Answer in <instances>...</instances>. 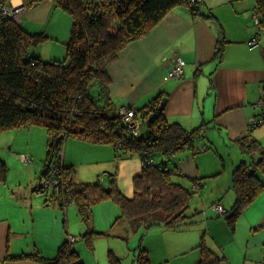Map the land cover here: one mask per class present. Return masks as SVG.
Instances as JSON below:
<instances>
[{
  "label": "crops",
  "instance_id": "0c3cea01",
  "mask_svg": "<svg viewBox=\"0 0 264 264\" xmlns=\"http://www.w3.org/2000/svg\"><path fill=\"white\" fill-rule=\"evenodd\" d=\"M229 1L232 3L227 0H203L217 20L192 16L184 5L173 7L143 36L129 43L110 65L108 91L115 100L112 104L114 109H140L153 97L165 96L163 115L168 122L177 123L187 131L202 125L201 138L195 141V146L208 143L210 148L199 152L188 149L173 153L169 155L171 164L178 170V177L182 178L178 179L185 187L191 186L192 179L199 183L193 198L195 201L200 199L198 204L204 211L201 214L206 220L205 227L212 225L215 235L212 238L224 251L222 259L228 258L229 264H242L243 255L246 264L247 261L248 264H264V191L244 209L232 227L223 220L207 219L216 215L210 208L213 203L222 204L227 209L234 201L231 172L245 158L240 150H236L231 163L228 162L218 141L237 146L235 139L247 132L249 120L261 111L259 87L264 81V38L251 25L248 6L237 8L234 0ZM21 2L10 0L13 5ZM53 9L52 5H46L49 14ZM205 10L204 6L201 11ZM28 12L27 8L22 15ZM233 15L237 22L233 20ZM254 35H257V43L250 46L249 40ZM218 38L227 40L219 57L215 56ZM176 57L185 62L183 74L179 78H167V69ZM251 132L264 147V122ZM133 157L139 163H132ZM3 158L0 156L1 160ZM63 158L66 166L73 168L77 182L95 181L102 172L106 173L105 179L115 174L119 190L128 197L132 196V182L123 189L116 177L119 173L133 177L140 172L141 160L136 154L116 160L111 144L73 137L64 143ZM15 160L19 177L9 171L5 180H0V264H43L32 259L10 260L6 256L37 250L44 257H53L60 243L69 235L79 237L74 247H77L75 249L84 264H110L109 253L120 261L129 255L131 240L139 233L123 234L125 240L94 236L92 246L87 247L80 238L84 227L75 205L69 204L61 209L56 204H45V197L51 192H33L37 183L36 168L27 163L24 169H18V158ZM120 168L123 170L120 171ZM208 178L212 180H209L212 182L208 188L209 198L204 185ZM91 213L93 228L105 231L120 211L111 200H103L91 208ZM202 228L199 223L180 231L154 226L145 232L140 243L148 251L151 264L167 261L175 264L179 256H182L181 262L186 263L191 259L187 257L191 245L199 243L198 233H202L203 239L205 237ZM219 231L223 236L220 238L224 239L222 242L216 238ZM112 232L122 235L125 227L117 224ZM249 246H260V255L247 259L245 254Z\"/></svg>",
  "mask_w": 264,
  "mask_h": 264
},
{
  "label": "trees",
  "instance_id": "16d2710c",
  "mask_svg": "<svg viewBox=\"0 0 264 264\" xmlns=\"http://www.w3.org/2000/svg\"><path fill=\"white\" fill-rule=\"evenodd\" d=\"M22 1L29 8L46 0ZM48 1L52 2L53 7L68 12L72 19L65 45L66 57L62 61H47L34 56L31 50L47 36L40 32L28 33L22 29V21L17 23L0 14V132L31 124L45 126L50 138L39 177L48 162L55 159L60 173L69 182L67 193L49 190L51 193L45 197V204H56L61 209L69 204L75 205L84 227L80 238L87 247L92 246L94 236L125 240L123 234L139 233L142 239L145 232L154 226L180 231L193 225L196 222L192 217L198 212L195 208L194 212L187 211L199 183L192 179L191 186L185 187L181 180L175 181L173 176H178L179 172L171 164L169 155L188 149L195 152L209 149L208 143L195 146V141L201 138L202 125L187 131L177 123L168 122L163 111H158L161 96H155L142 108L136 109L148 127L147 133L133 136L119 125L117 109L113 108L110 98L107 105H112L111 115L97 104L90 89L93 81H96L108 93L110 65L129 43L143 36L173 7L184 5L192 16L217 18L203 0ZM254 3L251 17L258 27L264 29V0H255ZM2 4L10 5V2L0 0ZM203 6L206 7L205 11H201ZM226 42L225 38H218L215 56L219 57ZM259 105L261 111L249 120L247 132L234 141L245 155L231 172L234 201L227 209L222 204L213 203L225 208L222 215L215 213L216 216H223L230 227L264 191V147L251 132L264 122V81ZM155 112L157 116L147 121ZM73 137L111 144L116 160L136 154L141 160V169L132 177V196L128 197L119 190L115 174L108 176L107 185L102 183V179L77 182L73 168L66 166L62 155L65 141ZM6 173L7 166L0 160L1 181L5 180ZM103 200L115 203L120 213L108 230L96 231L91 208ZM117 224L125 227L122 235L112 232ZM77 239L79 237L69 235L60 243L53 257H44L37 250L8 254L6 257L10 260L32 259L43 264H84L74 247ZM203 240L202 236L197 245L199 257L192 264H218L221 257L207 248ZM134 257L137 264H151L148 251L140 242ZM108 261L110 264H120L112 253L108 254Z\"/></svg>",
  "mask_w": 264,
  "mask_h": 264
},
{
  "label": "rangeland",
  "instance_id": "374dc122",
  "mask_svg": "<svg viewBox=\"0 0 264 264\" xmlns=\"http://www.w3.org/2000/svg\"><path fill=\"white\" fill-rule=\"evenodd\" d=\"M227 1L229 4L232 3L229 0ZM214 2L215 1H213L212 4H214ZM254 2L255 0H234V5L237 8H240L241 6H244V5L248 6L249 13H250L249 21L251 22V25L254 27V30L260 33L261 37L264 38V29H262L260 26L258 27V25L256 24V21H254V19L251 17L252 10L254 8ZM19 4H22L24 6L23 1ZM46 5H52V2L46 0V1L40 2L38 4H35L29 7L28 8L29 12L27 14L22 15L23 22L21 24V27L24 31L28 33H39L40 32L47 36L45 40L41 41L37 46H35L31 50V53L34 56L39 57L42 60H47V61L48 60L49 61H54V60L62 61L66 57L65 45L69 39L72 19L68 12H66L63 9L57 8V7H54L53 11L49 14L48 13L49 11L47 12L46 10ZM22 8H24V10H27V7L25 6ZM202 9H204V6L202 7ZM233 20L237 22V19L235 18L234 15H233ZM260 87L259 89H261ZM90 92L95 98L97 104L104 107V112L111 115L112 105L111 106L107 105L108 98H110L111 104H113L115 100L112 99V97L109 94V91L108 93H106L105 88L99 82L93 81ZM147 130H148V127L146 123L144 122L141 125L142 136L147 133ZM49 138H50V135L47 129L45 128V126L38 125V124H31L27 126H17L12 129L0 132V156H2V158L3 156H5L6 158V159L3 158L4 160L2 161H4L7 166V173H9L10 171L11 174L16 173V177H19L17 174V169L15 167L16 160L14 161V159L18 158V161H19L18 169L19 168L24 169L26 164L20 159V155L23 154L28 157L27 163L29 164V166H31L32 168L33 167L36 168V171H35V181H36L39 170L42 165V160L44 159L45 153L47 151V144H48ZM218 144H220V150L227 156L228 162L231 163L232 157L235 156V151L236 150L239 151L238 147L229 146L228 142H224L223 140L218 141ZM255 156H258V155L255 154ZM34 158H36V162L34 161L35 160ZM237 160L235 161V164L237 163ZM33 161H34V165L31 164ZM166 162L168 164V161ZM132 163L137 164L139 163V161L136 157H133ZM105 170L110 171V169H108L107 167H105ZM122 170L123 168H120V171ZM103 178H104V173L102 172L99 178L97 179H99L100 181L101 179L103 180ZM117 178H118L120 186H122L123 189L126 188L127 184L129 183L131 184L132 182L131 176H128V177L126 175L121 176L120 173L116 177V179ZM173 178L175 181L179 182L178 176H173ZM211 178L205 179V181L207 182L204 183L206 187V195L208 198H209L208 188L212 185ZM212 179H215V178H212ZM30 180L32 181V179ZM107 181L108 179L106 178L104 180L105 185H107L108 183ZM181 183L183 184L182 181ZM190 201H191L190 206L187 212L188 213L194 212V208L198 212V214L197 215L194 214L192 218L196 223H199L200 225H202L203 228L201 229V231L203 229L205 231V237L203 240L204 244L206 245L207 248H209L210 250L218 254L222 259L224 251L221 249V245H219L215 241V239L212 238L215 236L211 228L212 225L208 224V227L207 228L205 227L206 220H205V217H203L201 214L202 207L201 205L198 204V203H201L200 199H197L195 201V199L192 197ZM207 211H210V210L207 209ZM209 213L213 214L211 211ZM207 219L214 220V221H217V220L225 221L223 216H216V215L210 216V217L208 216ZM210 232L212 233V235ZM198 235H199L198 242L200 243L201 241L200 238H201L202 233H198ZM220 237H223V236H222V233L219 231L218 234L216 235V238L220 242L224 241V239ZM140 241H141V238H139V236L131 240L130 247H129V255L123 260H121L120 264H137L134 256L136 252V247ZM199 243H195L191 245L190 252L187 256L191 258L190 261L183 263L181 262L182 256H179L178 258H176L175 264H192L193 262L195 263L199 257V250L197 248V245ZM259 249H260V246H257V248H254L253 246H249L246 250V254H245L246 258L250 260V259H254L256 256H259L260 255ZM243 259L244 257L242 255V264H246V262H244ZM221 262L224 264H229V259L223 258ZM221 262H219L218 264H222ZM164 264H171V263L170 261H167ZM247 264H248V261H247Z\"/></svg>",
  "mask_w": 264,
  "mask_h": 264
},
{
  "label": "built area",
  "instance_id": "2783aa9c",
  "mask_svg": "<svg viewBox=\"0 0 264 264\" xmlns=\"http://www.w3.org/2000/svg\"><path fill=\"white\" fill-rule=\"evenodd\" d=\"M22 4L0 5V14L7 16L13 21L19 23L22 20V14L24 11ZM257 37L254 36L249 40V45H255L257 43ZM33 63V62H32ZM185 62L182 58L176 57L175 60L168 67L166 72L167 78H179L183 74V67ZM119 117V125L126 128V130L133 136H138L141 133V125L143 124V118L140 113L133 107H120L116 110ZM63 155V150H62ZM20 159L27 164L28 157L21 154ZM151 162V161H150ZM69 182L60 173V168L55 159L48 162L44 172L37 180V185L33 192L36 194H43L49 190H60L62 192H68ZM212 209L218 214L222 215L225 212V208L219 204H213Z\"/></svg>",
  "mask_w": 264,
  "mask_h": 264
},
{
  "label": "water",
  "instance_id": "95a60500",
  "mask_svg": "<svg viewBox=\"0 0 264 264\" xmlns=\"http://www.w3.org/2000/svg\"><path fill=\"white\" fill-rule=\"evenodd\" d=\"M167 97H161L160 99V104L158 106V111H163L164 107H165V103H166ZM157 116V113H152L149 118L147 119V121L151 120L152 118H155Z\"/></svg>",
  "mask_w": 264,
  "mask_h": 264
}]
</instances>
